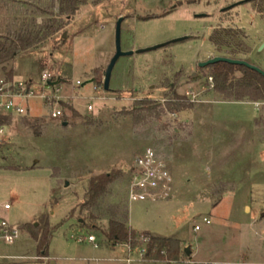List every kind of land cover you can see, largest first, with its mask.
<instances>
[{
  "label": "rangeland",
  "instance_id": "rangeland-1",
  "mask_svg": "<svg viewBox=\"0 0 264 264\" xmlns=\"http://www.w3.org/2000/svg\"><path fill=\"white\" fill-rule=\"evenodd\" d=\"M246 1L88 3L43 47L16 57L12 85L3 82L0 69V93L15 95L30 89L28 98H17L22 99L25 114L50 122L40 136L19 122L21 115L15 114L12 125L5 126L0 143V222L19 227L38 224L43 216L53 225L67 219L49 244V259L56 264H162L142 259L143 243L134 248L107 244L96 229L106 224L104 220L89 230L79 226L83 215L78 209L69 217L84 201L91 175L120 170L123 176L110 185L105 203L125 204L133 229L181 239L191 248L194 262L264 264V140L253 134L264 102L216 100L208 85V69L199 66L213 56H223L209 40L213 28L232 26L248 34L252 51L247 56L264 70V18ZM24 3L0 0V33L28 19ZM173 6L165 16L143 19ZM121 17L123 51L168 44L121 56L110 89L105 90L94 80V70L100 67L96 80L103 82V72L116 52ZM45 70L54 75V86L44 84ZM172 86L193 102V108L176 112L175 118L167 112L160 121L139 127L122 114L145 97L164 103ZM49 91L54 97L46 100L43 95ZM62 102L79 115L74 116ZM54 108L62 109L67 124H62L63 115L49 116ZM147 148H154L169 165L172 193L165 200L128 203L131 168ZM55 166L61 169L57 181L52 177ZM219 181L233 182L235 187L215 202L211 187ZM7 203L10 208L4 207ZM204 217L211 223L206 224ZM196 225L200 230H195ZM91 234L96 243L87 240ZM37 252L27 231L20 230L13 243L0 239V264L36 262Z\"/></svg>",
  "mask_w": 264,
  "mask_h": 264
},
{
  "label": "trees",
  "instance_id": "trees-1",
  "mask_svg": "<svg viewBox=\"0 0 264 264\" xmlns=\"http://www.w3.org/2000/svg\"><path fill=\"white\" fill-rule=\"evenodd\" d=\"M105 0H25L27 4L25 14L28 19L17 27H8L0 33V69L4 74L3 82H14V61L22 53H28L43 47L49 39L65 29L71 18L82 6L91 3L97 5ZM258 14L264 18V0H248ZM176 6L161 14L145 16L143 19L162 17L170 13ZM228 10V9H227ZM226 10V11H227ZM42 18L39 22L38 19ZM248 34L239 27L218 26L213 28L209 40L217 51H223V56L245 60L253 64L247 55L252 51V45L248 42ZM244 55L245 57H241ZM100 68V67H99ZM99 68L94 70V80ZM208 77L213 78L212 92L218 101L227 102H264V75L246 65L217 62L206 66ZM52 78L51 81H54ZM208 83V82H207ZM209 85V83H208ZM13 87V86H12ZM165 93V102H157L145 97L136 101L131 109L124 110L122 114L129 117L136 127L160 121L167 112H178L193 108V102L184 94H180L174 87ZM62 106L78 116L77 110L67 103ZM50 116V115H49ZM51 117V116H50ZM52 118V117H51ZM14 114L0 113V126L12 125ZM67 121V116H62V124ZM19 122L27 127L35 136L43 134L50 122L46 118L29 117L23 114ZM254 132L264 140V104H262L258 116L254 120ZM123 172L113 170L90 176L84 201L73 208L69 217L74 216L75 211L83 215L79 226L90 230L96 227V221L104 220L106 224L98 231L105 236V241L111 246L128 244L131 248L143 243L146 245L142 259L158 261L162 264H203L191 261V255L184 252L183 242L179 238L164 237L151 234L149 231H138L129 226V209L123 203H105L110 194V185L122 178ZM52 177L57 181L61 177V169L53 167ZM233 182L219 181L211 187V194L215 202H218L223 194L232 191ZM54 190V189H53ZM63 219L57 225L50 224L43 216L38 224L24 223L17 227L21 231H27L36 242L37 263L49 258V244L58 227L65 223ZM50 262V260H48Z\"/></svg>",
  "mask_w": 264,
  "mask_h": 264
},
{
  "label": "built area",
  "instance_id": "built-area-1",
  "mask_svg": "<svg viewBox=\"0 0 264 264\" xmlns=\"http://www.w3.org/2000/svg\"><path fill=\"white\" fill-rule=\"evenodd\" d=\"M54 75L49 70H45L42 74V80L46 86L49 81L52 80ZM79 83V82H77ZM19 86L25 88V84L19 83ZM209 86L213 87V78H209ZM190 94V93H188ZM32 95V91L29 89L27 92L15 93L11 95L9 93H0V109L7 113L23 115L26 113V109L22 106L21 100L28 98ZM16 97V98H15ZM53 91H49L43 95L46 100H51ZM17 98H22L18 100ZM89 109L93 107L88 106ZM52 118H59L63 115V111L60 108H54L49 114ZM170 117L175 118L176 112H170ZM5 126H0V143H2ZM173 190V176L171 169L164 158L154 149L147 148L142 154H140L130 171V177L127 185V201L128 203L133 202H147L167 199ZM5 208H10L7 203L4 205ZM204 222L210 224V219L204 217ZM201 226L196 225L195 230H200ZM20 230L10 225L7 221L2 220L0 222V239L13 243L19 237ZM87 240L89 242L96 243L97 238L95 235H88ZM142 252V251H141ZM203 264H218L211 262H204ZM225 264V263H224Z\"/></svg>",
  "mask_w": 264,
  "mask_h": 264
},
{
  "label": "water",
  "instance_id": "water-1",
  "mask_svg": "<svg viewBox=\"0 0 264 264\" xmlns=\"http://www.w3.org/2000/svg\"><path fill=\"white\" fill-rule=\"evenodd\" d=\"M241 2L242 1L236 2V3L228 6L225 9H229V8L235 7L236 5H239ZM123 20H124V17L119 18L118 22H117V26H116V52H115V55L113 56V58L111 59L110 63L108 64V66L106 67V69L103 72V78H104L103 79V88L105 90H109L110 89V81H111L112 72H113V69H114L117 61L119 60V58L121 56L133 55L135 53H141V52H144V51H147V50H150V49H156L159 46H163V45L168 44V43L161 44V45L155 46L153 48L123 51L122 47H121V25H122V21ZM181 40H184V39L183 38L177 39V40H174V42L175 41H181ZM263 47H264V43L262 45V48ZM217 62H228V63H232V64L246 65V66H248V67H250V68H252L254 70H257L258 72H260L261 74L264 75V70L258 68L257 66H255V65H253V64H251V63H249V62H247L245 60L232 59V58H228V57H225V56H213L212 58L208 59L207 61L200 62L199 66L200 67H206L208 65H211V64H214V63H217ZM48 84L50 86H54L56 84V82L49 81ZM64 124H67V122H64ZM184 252L188 256H190L191 255V248L190 247H185ZM30 264H42V263H30ZM49 264H56V262L54 260H50Z\"/></svg>",
  "mask_w": 264,
  "mask_h": 264
},
{
  "label": "crops",
  "instance_id": "crops-1",
  "mask_svg": "<svg viewBox=\"0 0 264 264\" xmlns=\"http://www.w3.org/2000/svg\"><path fill=\"white\" fill-rule=\"evenodd\" d=\"M254 103V102H253ZM253 134H254V125H253ZM223 180H226V179H223ZM165 200V199H164ZM157 201H160V200H157ZM150 202H156V201H150ZM248 208V207H247ZM129 226L131 227V225H130V212H129ZM132 228V227H131ZM152 234V233H151ZM154 235V234H153ZM128 245V244H127ZM183 247H185L184 246V244H183ZM192 251H191V257H192ZM45 260H50L49 258H46ZM30 263H37V262H35V261H33V262H30ZM30 263H27V264H30ZM42 264H44V262L42 263Z\"/></svg>",
  "mask_w": 264,
  "mask_h": 264
}]
</instances>
